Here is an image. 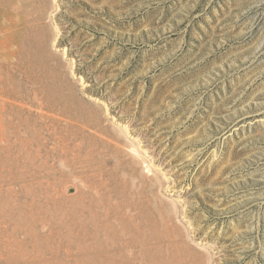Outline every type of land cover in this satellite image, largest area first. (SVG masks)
Returning <instances> with one entry per match:
<instances>
[{
    "label": "rangeland",
    "instance_id": "rangeland-1",
    "mask_svg": "<svg viewBox=\"0 0 264 264\" xmlns=\"http://www.w3.org/2000/svg\"><path fill=\"white\" fill-rule=\"evenodd\" d=\"M57 3L0 0V264H264V0Z\"/></svg>",
    "mask_w": 264,
    "mask_h": 264
},
{
    "label": "bare ground",
    "instance_id": "bare-ground-1",
    "mask_svg": "<svg viewBox=\"0 0 264 264\" xmlns=\"http://www.w3.org/2000/svg\"><path fill=\"white\" fill-rule=\"evenodd\" d=\"M54 1V4L56 5V10L55 11H58V0H53ZM49 3H50V0H42V6H41V17H42V15H44V14H46L47 12H48V10H49ZM55 16H56V14H55ZM55 16H53V18L55 17ZM42 19H43V17H42ZM56 20V19H55ZM55 22V21H54ZM55 29H56V31L55 32H57V35H58V33H59V31H60V29H59V25H58V22H55ZM44 30H45V32L43 33V35H42V37H43V40H42V42L40 43V45H39V48H40V53H41V57L43 58V59H47V58H52L51 57V55L49 56L48 55V49H47V47L49 46V44H53L52 42H54V46L55 45H58V44H56V43H58L57 42V38H55V39H52V32H51V29L48 31V27L45 25L44 26ZM61 42V41H60ZM59 42V43H60ZM62 45V44H61ZM66 49L67 48H65L64 47V54L66 53ZM53 59H55L56 60V69H59L60 67H61V64L57 61V58H53ZM58 71V70H57ZM131 244H133L134 246L137 244V242L134 240V239H132L131 240V242H130ZM148 255H144L143 256V259L145 258V260H150V259H153L152 261H150V262H148V263H151V264H165V262H164V260L163 259H161V257H154V258H152V257H147ZM150 258V259H149Z\"/></svg>",
    "mask_w": 264,
    "mask_h": 264
}]
</instances>
